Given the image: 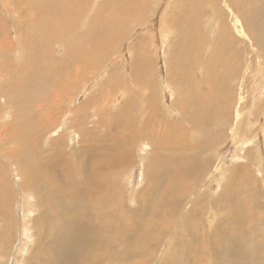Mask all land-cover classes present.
Wrapping results in <instances>:
<instances>
[{
  "label": "bare ground",
  "instance_id": "6f19581e",
  "mask_svg": "<svg viewBox=\"0 0 264 264\" xmlns=\"http://www.w3.org/2000/svg\"><path fill=\"white\" fill-rule=\"evenodd\" d=\"M215 1L193 0V6L197 5L195 11L201 5L205 8L202 26L207 37L202 36L204 41H200L205 44L198 70L203 80L196 79L199 88L195 92L186 82L180 110L171 107L170 97L176 100V93L168 81L171 77L161 71V99L169 103L167 110L171 114L178 111L181 124L177 125L155 118L159 94L152 81L145 82L141 89L145 99H139L128 89L113 98V92L119 88L118 85L111 89L113 79L104 93L90 95L85 102L76 105L77 99L73 97L76 93L72 86L80 76L85 77L82 72L100 65L99 60L95 63L98 53L109 42L118 40L121 44L127 37L122 29L130 24L126 18H131L136 10L134 0H122V3L114 0L113 6L106 8L112 12L105 15L101 9L93 20L90 19L92 7L78 20L79 0H0V117L11 116V108L23 104L27 113L21 129L29 124L24 129V143L17 140L5 150L8 161L14 164L12 168L19 164L15 157L24 154L29 173L20 177L15 168L16 175L11 178L9 170L0 168V216L6 223L3 228L12 231L15 223L12 203L16 194L13 182L19 178L17 191L24 201L22 234L26 240L25 243L21 240L22 252L31 246L29 216L37 211V196L29 181L33 179L38 186L35 189L53 195L65 205L67 215L71 214L64 228L54 233L57 246L51 264H83L86 257L93 256H100L101 264L123 262L125 256L121 257L111 241L121 245L122 232L148 243L139 264L162 260L168 264H264V234L256 238L251 232L253 221L264 216L260 202L264 200V0H223L230 27L221 25L216 18L212 7ZM185 2L188 0L180 1ZM177 17L172 16L173 26L180 23ZM7 19L25 24L20 26L26 31L29 43L24 41L22 45L19 37V45L12 42L10 37L12 33L16 37L18 30L9 25L6 28ZM176 26L162 32L164 51L161 54L160 48L158 56H163L164 61L168 58L166 44L173 30L177 31ZM35 27L39 32L36 33ZM49 30L53 31L52 35ZM238 39L246 40L249 45L244 54L237 52ZM191 43L194 50L196 41ZM33 45L39 47L35 57L28 49ZM55 45L64 55L61 60ZM219 47L225 53L216 56ZM11 48H15L18 59L9 60ZM25 51H28V68L19 70L16 65ZM140 61L143 65V60ZM11 66L19 70L14 80L19 96L11 91L9 95V89L3 86L7 81L10 85L12 78L5 73L12 71ZM109 72L107 67L103 68L96 78L84 83L82 92L107 78ZM126 100L131 109H125ZM114 111L117 113L112 114ZM93 118L95 122L89 124ZM95 125L103 127L105 132L100 135ZM7 132L0 127V147L10 137ZM81 139L90 146L87 155L83 153V144L78 147ZM41 140L47 143L48 150L39 148ZM156 147L164 153L155 156ZM134 155L138 158L137 165ZM81 156L84 158L80 161ZM74 172L80 178L76 185L71 184ZM146 173L151 178V188L147 190L149 183L145 181V192L152 194L144 197L138 210L128 209L129 199L137 202L136 190L145 185ZM119 177L131 187L127 189L128 200L120 197ZM81 195L87 198V208L77 207ZM190 206L207 216L209 230L214 228V223L218 225L215 231H209V237L197 231L195 239L188 238L191 243L188 246L186 240H176L173 230L181 226L182 215ZM137 215L147 222L148 239L135 234ZM8 231L1 237L5 238ZM19 262L17 259L16 264Z\"/></svg>",
  "mask_w": 264,
  "mask_h": 264
},
{
  "label": "rangeland",
  "instance_id": "374dc122",
  "mask_svg": "<svg viewBox=\"0 0 264 264\" xmlns=\"http://www.w3.org/2000/svg\"><path fill=\"white\" fill-rule=\"evenodd\" d=\"M79 1H80L79 3L80 7L78 10V15H77L78 20L84 16L87 8L90 9L91 7L94 8V12L90 18L91 20H93V18L95 17V14L101 9L104 11V13L102 12V14L107 15V13L112 12L110 8L109 10H107L108 9L107 7H109L110 5L113 6L112 2H114V0H84L85 3H83V0H79ZM134 1H135L134 9L136 10H134L133 16L131 18H126V20L129 21L130 24H128L126 27H124V29H122L123 35H125V37L127 36L126 38L124 37L125 40L128 38L130 39L127 40L126 42L124 40L121 44H119L118 40H113L109 42V44L102 50V52L98 53L95 59V63H97V61L99 60L100 65L99 66L97 65L96 67H89L87 70L82 72V74L85 77L80 76L79 77L80 80L76 81L74 85L72 86L73 91L75 90L74 92L76 93V95L73 96L74 99H77L76 105L82 102H85L86 98H88L90 95L95 96V95H100L101 92L104 93L108 89L111 83L112 85L110 87L112 90L113 88L115 89L119 85V88H116L115 91L113 92V98L119 96L120 94H123L124 92H127V89H128V91L129 90L134 91V93L137 94L139 99H145V95L141 91V89L144 88V85L146 84L145 82L152 81L154 83L153 84L154 87L157 88L156 89L158 92V93L156 92L157 95L159 94V97H158L159 101H157L156 103L158 112H157V115H155V118L159 120H163L165 124H170V123H173V124L175 123L177 125L181 124V123H178V122H181V120L178 121V116H177L178 111L173 112V114H171L170 110H167L170 107L169 103L165 104V99H161L163 95V92H161L163 89L162 79H163V75L166 72H167V75L171 77V78H168V81H170V83L172 84L174 88V91L176 93L175 94L176 100L173 101L174 96H171L170 103L172 104L171 107L176 108L178 110H180L179 105L182 104V99L185 96L184 88H186L185 86L186 82L188 83V86H190V88H192V90L195 92L196 87L199 86L198 83L196 82V79L203 80V77L198 70L201 66L199 63L201 60V51L204 46L203 44H205V43L200 44L202 42L201 39L203 40V37L205 36L207 37L206 28L205 27L203 28L202 26L203 23L205 22V20L203 19V17L205 16L204 5L199 6V10L195 11L197 8V5L193 6L194 5L193 0H188V2H185L182 4L180 3L181 0H145V1L134 0ZM120 3H122V0H120ZM223 3H224L223 0H216L215 4H213L212 7L217 13L216 18L218 19L220 24L222 25L223 23H225L228 25L229 22L226 17V14H228V12L225 9V5L223 6ZM76 5L79 6L78 2ZM25 9L27 10V6ZM173 15L176 17L179 16L177 18H180V23L178 24L179 26L175 25L177 31L173 30V34L170 36V41L169 43L166 44L165 51H167V56H168V58L167 56H165V58H167L166 59L167 62H166L164 61L165 59H163V56H158V55H160L162 32L164 31V29L169 28V26L172 28L175 27L173 26V23L171 20ZM243 15L245 14L243 13L242 16ZM242 23H243V20H242ZM198 24L201 25L200 28L199 27L197 28ZM8 25L9 27L11 26L10 28L15 27L18 30V32H16L17 34L16 37L13 33L10 37V39L15 45H19V40L17 39V37L20 38L21 43H23L24 41L26 43H29L28 38L26 40V36H27L26 31H24L23 28H21V26L25 25L24 23H21L20 24L21 26H20L18 22H9L7 19L6 28ZM243 26H244L245 31L247 32V24L243 23ZM35 29H37L36 33L39 32L38 27H35ZM189 31L193 33L189 34ZM49 33L52 35L53 31L49 30ZM194 35H195V38H194ZM235 37H236V33H235ZM193 41H196V47L194 50H192L191 48V46H193L191 42ZM22 45H24V43ZM236 45H237V52L241 54L242 53L244 54L245 52L249 50L248 49L249 45L246 40L238 39V43ZM131 46H134L132 47L133 49L131 48ZM57 47L58 46L56 45L54 46V48L57 51L56 52L57 57L59 60H61L64 55L62 54L61 50H57ZM14 49L15 48L10 49V53L8 54L9 60L18 59V56L14 54V51H13ZM28 49H30V54L33 57L39 54V47L37 46L33 45V48H28ZM163 51H164V48L163 49L161 48V54ZM222 51H223L222 47H219V49L216 52V56L220 54ZM27 52L28 51L24 52L25 56H23V58L20 59L18 64L16 65L17 66L16 68H18L19 70L23 68L27 70L28 68V65L26 63L27 62L26 59L28 57ZM224 53L225 52L223 51L222 55ZM135 58H139V59L136 60ZM145 58L147 59L144 60ZM141 59L143 60V65H141L142 64L140 61ZM21 65H24V67H21ZM105 67H107L108 70L110 71L109 75L106 76L107 78L101 79L95 86H91L89 91L82 92L81 88L83 87L84 83L85 82L89 83L94 78H96L101 73L102 69ZM143 69L145 70L143 71ZM19 70L15 71L12 68V71H9V73L8 72L5 73V76L7 77L11 76L12 78L10 85L7 84L8 81L6 84H3V86H5L6 89H9V95L11 94L10 93L11 91L13 93H16L15 95L19 96V94L17 93L18 87L16 86V82L14 81L15 78L18 76L17 73L19 72ZM164 76H166V74ZM111 79L113 80L110 83ZM88 92L89 94L86 96ZM79 96H81L80 99H79ZM133 97L134 95L132 96V98ZM127 103L128 101L126 100L125 106H124L125 109H131V107H128ZM11 109H12L10 110L11 116L6 117V118L0 117L1 131H8L7 132L9 133L8 136H10L9 138H7L6 145H4L3 147H0V168L2 167L4 168L3 170H6V169L9 170V173L12 178L13 176L16 175L15 168H17V171L19 172L20 177H22V175L27 174L29 172L26 167L25 158L23 157L24 154L23 156L20 155V156L15 157V158H18L19 164H18V167L12 168L13 163L11 160L8 161L9 158L6 156L5 150H7L13 144H16L17 140H18L17 143H24L23 139L24 140L26 139L24 137L26 135V134L24 135V129L28 128L29 124L27 123L26 127H24L23 130L21 129L24 126V123H25L24 117L26 116L25 114L27 113V110L23 104L19 105L17 108L13 107ZM89 113L90 115H92L93 111H90ZM116 113L117 111L116 112L114 111V113L112 112V114H116ZM165 119L167 120V123ZM94 120L95 119L93 118L90 121H88L89 124L91 121H94ZM57 123H55V126L57 125ZM97 127L95 125V129ZM101 128L103 127L97 128L98 130H100L99 131L100 135H102V133L105 132L104 128L103 129ZM43 142H44L43 140L39 141V148L41 147L44 150H48L47 143H43ZM81 144L84 145V151L82 150V148H80V151L82 150L83 153L87 155L86 149L90 147L88 142H85L83 139H81L80 145H78V147L81 146ZM57 152H59V150ZM156 152L158 154L155 156H158L159 153H164L162 148H158V147H156ZM79 153L80 152H78V154ZM37 155L38 153H36L35 156ZM41 156L42 155H40L39 157ZM61 157L63 158V156ZM77 157L75 159H77ZM83 158L84 157L81 156L80 161ZM136 158L137 157L134 155L135 165H137V161H138V158L137 159ZM75 173L76 172H74V174ZM67 179H69V177ZM14 180L15 181L13 183L16 184V186L14 187V189L16 190V194H15V198L12 204L15 210V223L13 225V228L11 229L12 231H8V228H3V225L6 227V223L0 216V264H16L17 259L20 260L19 264H22V261L24 258H25L24 264H51V261L55 256V249H56L55 245L57 246V244H55L54 233L64 228L67 218L71 214L67 215L66 210H65V205H62L60 202H57L58 199L54 198L53 195H48L47 192L42 191V189L40 188L35 189V187H38V186L36 183L33 182V179H30L29 180L30 186L34 187L33 192L37 196L36 198L37 211L35 212V214L29 216L31 218L30 219L31 234H32V238L30 239L32 240L31 246H29V249L27 251L24 250L22 252L21 240L23 241V243H25L26 241L24 237V233L22 234V230H23L22 229L23 228V217H22L23 210L22 209L24 208V205H23L24 201L21 198L20 192L17 191L18 190L17 183H19L20 180L19 178H16ZM145 181L149 183L147 190H150L151 178L149 177L148 173H146V177L144 179L145 185L144 184L141 185L136 190L139 192L138 194L139 197L136 202L135 200L133 201L132 199L128 200L129 196L127 193V189L128 188L130 189L131 187L130 185L127 187V185L123 183V178L119 177L117 184L121 192L120 197L127 198L129 202L128 209L131 208V210L132 209L138 210L139 208L138 206H140L143 203L144 197H148L150 196L149 194H152V192L147 191V190H146L147 192H145V188L147 187V183ZM71 182H72L71 184H74V185L79 184L80 183L79 176L76 174L73 175V177L71 178ZM218 194L219 195L217 196V198L220 196V192ZM119 200H121V198ZM204 200L207 202L206 205L208 206L209 202L206 200V198H204ZM66 202L70 205L69 201H66ZM260 202H261V205L264 206L263 204L264 200L262 199ZM146 204H148V202H144V205ZM122 205L125 208V205L123 203ZM77 207L82 208V209H84L85 207L87 208V198H85L82 195L79 196ZM199 216H201L203 219ZM205 217L207 216L206 215L203 216L195 212L193 210V206H190L188 210L182 215L181 226L179 224L178 227L173 230L176 233V240L178 242L186 240L189 246L191 243H189L188 238L193 237L195 239V237H197V231H200V233L205 232V236L209 237V231H215V228L217 227L218 223L217 222L216 224L214 223L213 224L214 228L209 230L210 228L207 225V220H206L207 218L205 219ZM263 222H264V216L257 217V219L253 221L251 232H254V235H256V238L257 237L260 238L261 235L264 234V231H262L264 230ZM127 224H130V223L127 222ZM133 228L135 229V234L137 236L139 234H143L148 239L147 222L145 220L141 221V217L139 215H137L136 226H134ZM6 229L8 233L6 234L5 238H2L1 235L3 234L4 231H6ZM121 235H122L121 245H119V243L116 241H113V240L111 241L113 243L112 244L113 248L121 255V257L125 256V261L123 262L113 261V263L114 264H139L141 263L142 261L141 255L146 249L145 245L148 244L146 240L136 241L134 238L130 237L129 233L127 232H122ZM96 262L98 264H101L100 256H93V258L86 257L83 261V264H91V263L95 264ZM105 263L106 262L103 261V264ZM152 264H168V261L167 260H162L159 262L155 261Z\"/></svg>",
  "mask_w": 264,
  "mask_h": 264
}]
</instances>
